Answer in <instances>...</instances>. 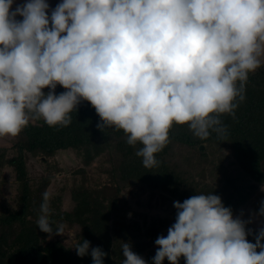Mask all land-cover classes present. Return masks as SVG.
I'll return each instance as SVG.
<instances>
[{
	"label": "clouds",
	"instance_id": "obj_1",
	"mask_svg": "<svg viewBox=\"0 0 264 264\" xmlns=\"http://www.w3.org/2000/svg\"><path fill=\"white\" fill-rule=\"evenodd\" d=\"M13 2L0 0V138L30 121L67 127L87 101L97 128L142 145L135 155L151 169L174 124L200 140L210 129L223 138L220 117L235 118L264 57V0H62L50 16L46 0L15 10ZM50 198L42 194L37 228L62 235L64 226L50 223ZM173 207L176 221L155 240L153 264H264V229L248 242L245 223L220 197L195 194ZM74 249L92 264L106 256L86 240ZM122 255V264H146L130 243Z\"/></svg>",
	"mask_w": 264,
	"mask_h": 264
},
{
	"label": "trees",
	"instance_id": "obj_2",
	"mask_svg": "<svg viewBox=\"0 0 264 264\" xmlns=\"http://www.w3.org/2000/svg\"><path fill=\"white\" fill-rule=\"evenodd\" d=\"M244 95L235 118L220 117L227 129L223 138L210 129L209 137L200 140L187 124H174L169 143L156 154L158 163L151 169L135 155L142 145H128L122 131L97 128L100 118L87 101L70 113L67 127L30 121L5 150L13 155L0 153V168L13 170L17 186L16 205L0 213V264H92L90 255L78 257L74 249L83 240L90 249L106 253L103 264H122V242L153 264L155 240L166 237L176 221L174 202L195 194L220 197L233 219L245 223L248 242L255 243L264 229V64L249 74ZM60 151H72L82 164L72 173V185L61 189L71 201L69 209L62 207V194H50L53 228L63 225L73 232L66 242L64 233H42L36 223L42 194L57 171L48 159ZM30 157L45 165L43 174L31 179L26 169ZM144 195L150 201L154 196L161 199L159 212L149 201L144 205L139 200ZM179 264H185L183 257Z\"/></svg>",
	"mask_w": 264,
	"mask_h": 264
},
{
	"label": "rangeland",
	"instance_id": "obj_3",
	"mask_svg": "<svg viewBox=\"0 0 264 264\" xmlns=\"http://www.w3.org/2000/svg\"><path fill=\"white\" fill-rule=\"evenodd\" d=\"M46 2L49 5L48 9V15H51V11L55 9V7L62 2V0H46ZM26 3V0H14L12 5V10H15V8L18 5H23ZM261 64H264V57L261 58ZM44 93L47 94L49 89L45 88ZM65 90L57 85L54 94L60 95ZM15 137L11 138H0V153L2 151L5 152V156L11 157L13 155L12 151H5L11 146V143L15 141ZM49 160V164L51 167L56 168L57 171L53 172L55 175V178L51 181L50 185L47 187V191L51 195H58L62 194V207L66 210L71 207V201L68 197V194L66 191H61L64 187H69L72 185V173L76 169L82 167V164L78 160V158L75 156V154L72 151H60L58 152L54 157H52ZM45 165H42L40 160L38 158L30 157L26 160V169L28 178L31 179L33 177H38L39 175L43 174V169ZM14 177L15 173L11 168H0V213L8 210L9 208H13L15 203V197H16V184L14 183ZM65 183V184H64ZM64 185V186H63ZM141 202L145 203L149 201L152 208H155L154 211L159 212L161 208V199L158 196H154L151 201L149 200V195H144L141 198H139ZM138 199H133V203H138ZM146 200V202H145ZM132 203V206L134 207V204ZM166 208V207H164ZM63 232L65 236H67L64 240V242L71 240L72 238V231L64 228Z\"/></svg>",
	"mask_w": 264,
	"mask_h": 264
},
{
	"label": "water",
	"instance_id": "obj_4",
	"mask_svg": "<svg viewBox=\"0 0 264 264\" xmlns=\"http://www.w3.org/2000/svg\"><path fill=\"white\" fill-rule=\"evenodd\" d=\"M202 149V147H200Z\"/></svg>",
	"mask_w": 264,
	"mask_h": 264
}]
</instances>
